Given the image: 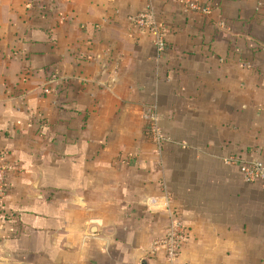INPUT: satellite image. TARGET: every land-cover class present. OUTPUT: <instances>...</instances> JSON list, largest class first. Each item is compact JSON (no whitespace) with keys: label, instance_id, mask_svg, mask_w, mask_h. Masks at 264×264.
<instances>
[{"label":"crops","instance_id":"obj_1","mask_svg":"<svg viewBox=\"0 0 264 264\" xmlns=\"http://www.w3.org/2000/svg\"><path fill=\"white\" fill-rule=\"evenodd\" d=\"M4 149L0 264H167L173 216L177 264H264L263 186L225 162L264 163V0H0Z\"/></svg>","mask_w":264,"mask_h":264},{"label":"built area","instance_id":"obj_2","mask_svg":"<svg viewBox=\"0 0 264 264\" xmlns=\"http://www.w3.org/2000/svg\"><path fill=\"white\" fill-rule=\"evenodd\" d=\"M185 6L194 10H202L201 6L194 2L181 1ZM130 22L140 30L149 33L157 51L163 52L167 48L166 39L161 24L157 21L150 4L137 14L131 16ZM146 119L145 132L148 138L160 148L169 140L159 125V116L154 106H147L144 112ZM230 165H237L245 181L260 182L264 190V163L257 158L244 159L237 155H230L225 159ZM15 163L9 159V150L4 149L0 153V204L5 193L6 180L9 171L15 167ZM187 237V229L183 222L172 217L169 230L161 244L164 246V256L167 264H177L181 249Z\"/></svg>","mask_w":264,"mask_h":264},{"label":"water","instance_id":"obj_3","mask_svg":"<svg viewBox=\"0 0 264 264\" xmlns=\"http://www.w3.org/2000/svg\"><path fill=\"white\" fill-rule=\"evenodd\" d=\"M144 264H146V263L144 262Z\"/></svg>","mask_w":264,"mask_h":264}]
</instances>
